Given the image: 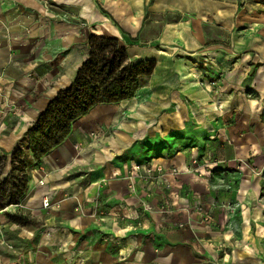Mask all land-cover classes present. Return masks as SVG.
I'll return each instance as SVG.
<instances>
[{"label": "crops", "instance_id": "1", "mask_svg": "<svg viewBox=\"0 0 264 264\" xmlns=\"http://www.w3.org/2000/svg\"><path fill=\"white\" fill-rule=\"evenodd\" d=\"M50 2L60 14L0 0L1 178L17 149L29 163L19 205L0 210L19 264H264V0ZM93 35L154 70L36 165L26 133Z\"/></svg>", "mask_w": 264, "mask_h": 264}, {"label": "trees", "instance_id": "2", "mask_svg": "<svg viewBox=\"0 0 264 264\" xmlns=\"http://www.w3.org/2000/svg\"><path fill=\"white\" fill-rule=\"evenodd\" d=\"M154 61L128 62L125 49L114 38L91 36L86 60L77 70L73 82L59 90L39 113L27 131L26 153L36 165L68 136L72 123L97 104L118 103L132 98L142 77L152 74ZM24 149L11 157L12 170L0 179V210L17 203L27 185V160ZM18 223L29 221L17 214H7Z\"/></svg>", "mask_w": 264, "mask_h": 264}, {"label": "rangeland", "instance_id": "3", "mask_svg": "<svg viewBox=\"0 0 264 264\" xmlns=\"http://www.w3.org/2000/svg\"><path fill=\"white\" fill-rule=\"evenodd\" d=\"M44 3L46 4V6L48 7V9H50L54 14H60V10L58 8H56L51 2L50 0H44ZM65 13V12H63ZM70 14V13H69ZM5 158L4 156L2 155V153H0V170H3V162H4ZM28 163V162H27ZM144 163V162H142ZM29 167V163L27 164V168ZM151 170V169H150ZM152 171H150L149 173H151ZM1 174L2 172L0 173V179H2L1 177ZM200 174V173H199ZM201 175V174H200ZM198 175V176H200ZM28 177V175H27ZM129 179V181L131 180V176L129 175L127 177ZM28 182V180H27ZM216 187H214L213 189L215 190ZM26 192V189L24 191V193ZM22 200L19 199V201H17V203H14V204H11L13 206H17V204L20 203V201ZM196 209L198 211H200L201 213V210L204 211V208H202V206H199L197 205L196 206ZM4 210V209H2ZM203 220V219H202ZM20 225H22V223H19ZM38 230H41V224L38 223V225H36ZM7 231V230H5ZM3 232H4V229H3ZM20 254L18 253V250H17V247L16 246H12V244L10 245V243L8 242V240H6L5 238L4 239H0V264H19V259H20ZM59 264V263H58Z\"/></svg>", "mask_w": 264, "mask_h": 264}, {"label": "built area", "instance_id": "4", "mask_svg": "<svg viewBox=\"0 0 264 264\" xmlns=\"http://www.w3.org/2000/svg\"><path fill=\"white\" fill-rule=\"evenodd\" d=\"M143 169H144V167H142L141 165H137L136 166V170H142L143 171ZM145 171L147 172V173H149L151 170H150V168L149 167H145ZM160 171V170H159ZM171 172H176V170L175 169H171ZM130 182H131V180H130ZM129 187L132 189V185H129ZM19 204H17V206H18ZM48 205H49V200H48V198H44L43 199V207H48ZM201 214H202V219L204 220V221H211L212 220V218H211V216H210V214L207 212V211H202L201 210ZM184 224L183 223H180L179 224V227H181V226H183Z\"/></svg>", "mask_w": 264, "mask_h": 264}]
</instances>
